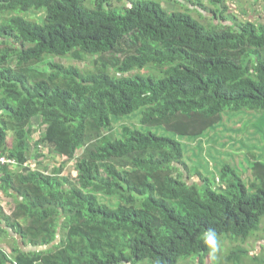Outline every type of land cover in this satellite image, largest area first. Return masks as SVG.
Returning a JSON list of instances; mask_svg holds the SVG:
<instances>
[{"label":"trees","instance_id":"trees-1","mask_svg":"<svg viewBox=\"0 0 264 264\" xmlns=\"http://www.w3.org/2000/svg\"><path fill=\"white\" fill-rule=\"evenodd\" d=\"M211 2L197 5L205 23L157 0H0V155L18 162L0 166L10 197L9 211L0 203V264H178L195 254L202 263L208 229L237 241L260 229L264 161L249 162L248 186L234 161L211 171L201 140L213 132L216 144L234 115L264 114V23ZM15 11L42 12L44 22ZM47 54L90 56L92 66L35 69ZM125 116L139 123L115 129ZM36 117L45 125L37 157L46 146L76 159L74 179L64 163L51 172L27 164ZM182 139L202 145L193 166ZM206 151L216 165L218 149Z\"/></svg>","mask_w":264,"mask_h":264},{"label":"rangeland","instance_id":"rangeland-1","mask_svg":"<svg viewBox=\"0 0 264 264\" xmlns=\"http://www.w3.org/2000/svg\"><path fill=\"white\" fill-rule=\"evenodd\" d=\"M161 1L164 7L168 11H173L177 9L185 10L184 7H180L179 5H184L183 3H171L168 0H157ZM204 2L208 8L212 9L214 6H216V3H212L211 0H201ZM228 10L226 11L225 15H228L229 18L231 15H236L239 19V21H253L257 23H264V0H226ZM214 5V6H213ZM193 7V6H192ZM217 10V9H216ZM9 12V11H7ZM14 12V11H13ZM31 12V11H30ZM30 12H23L15 11L17 15L25 16L27 19L35 21L38 20V18L42 15V12H36L29 15ZM192 14L195 15L196 18H200L203 22L208 23L209 19L204 18L202 19L199 16V13L195 10L190 11ZM205 14H209L208 12H205ZM210 15V14H209ZM34 19V20H33ZM40 24L44 22V19L41 21H35ZM218 22H225L230 23L226 21L225 19L218 17L216 19V23ZM93 60L92 57L87 56L84 60H77L75 61V58L71 55L67 56H56L52 54H47L44 56V59L35 64L34 68L37 70L43 71L44 69L49 68V64L52 62H62L66 65H82L84 67H91ZM137 113V112H136ZM241 113H238L236 115H240ZM241 117L233 116L228 120L227 122H222L220 124V128L216 130V144L212 143V139L215 138L214 133L212 132V136L209 140H207L205 137L203 141V156L206 157L205 160L210 161L209 169L211 171H216V169H221V165L218 162V159H222L223 161H226L232 165L233 161L237 167V170L241 173V175L244 178V182L249 186V179L253 177L250 163L254 157V159H260L264 161V114H254L255 116H252L253 122L249 121V116L241 114ZM121 119L120 121L114 123L115 129H118L120 124L125 122H134L139 123L137 117L131 116L130 119ZM243 118V119H242ZM225 120H227V117H224ZM33 128L34 133L32 134V140H31V150L29 155V160L27 161V164L33 165V168L40 169L43 171H49L51 172L52 169L55 171H59L58 166L60 163H64V171L60 170L62 175H68L71 179H74V177L77 174L75 163L76 159L73 160H67L64 158H61L60 156H57L53 154L50 149L46 146H44L45 155L44 156H38V151H40L39 147H35V140L39 138L41 133L45 129V125L41 123V119L39 117H36L33 119ZM158 132L165 133L170 136H174L177 138H181L178 135H175L173 132H167L160 128H157ZM211 134V133H210ZM235 138L239 141H242V143L236 142L235 144ZM183 142L188 143L189 150L187 152L186 157V163L188 166H193L195 163L199 160V157L195 155V152L202 149V145H200L198 148V141L194 140H187L182 139ZM226 144V146H224ZM215 146L218 151H216V165L215 162L210 159L208 154L206 153L207 147ZM248 146V147H247ZM195 149L193 151L192 149ZM82 152V150L77 151V155H79ZM232 152V153H230ZM44 154V152H41ZM234 157V159H233ZM13 169L15 167L11 166ZM216 167V168H215ZM201 181V178L198 175H193V178L190 179V181ZM10 197H6L3 195L2 191H0V203L5 206V208L9 211V208L7 207L9 203ZM8 202V203H7ZM240 246V247H239ZM245 248L247 252L250 255L242 254L241 256L234 255V252L238 248ZM264 252V216L261 223V227L258 231H256L251 237H248L245 241L242 240H236L235 238H232L230 235H219L218 236V247L216 251H210L208 254L204 257L203 262L201 263V260H199L197 254L189 257L188 259L183 258L181 259L178 264H260L262 260L264 259L262 256H259L257 259L252 258V255H257L259 253ZM125 264V263H124ZM134 264H155L150 262L149 260H143L134 262Z\"/></svg>","mask_w":264,"mask_h":264},{"label":"crops","instance_id":"crops-1","mask_svg":"<svg viewBox=\"0 0 264 264\" xmlns=\"http://www.w3.org/2000/svg\"><path fill=\"white\" fill-rule=\"evenodd\" d=\"M179 1H182L185 5H184V8L185 9H191V10H195L196 11V9H197V5H198V3H201V4H204V2H202L201 0H179ZM169 2H171V1H169ZM171 3H175V2H171ZM205 5V4H204ZM180 6V5H179ZM193 6V7H192ZM206 6V5H205ZM214 6V5H213ZM180 7H183V6H180ZM206 8H208V6H206ZM3 239H6L7 237H6V235L5 236H3L2 237ZM9 242H13L12 240H10ZM9 242L8 243H6V244H2V246L6 249V251L7 252H11V250H12V246L10 247V245H9ZM20 247L21 248H24V245H23V243L21 242L20 244ZM250 255V254H249ZM262 255H264V252L263 253H259V254H257V255H252V258H254V259H257V257H259V256H262ZM263 258H264V256H262Z\"/></svg>","mask_w":264,"mask_h":264},{"label":"clouds","instance_id":"clouds-1","mask_svg":"<svg viewBox=\"0 0 264 264\" xmlns=\"http://www.w3.org/2000/svg\"><path fill=\"white\" fill-rule=\"evenodd\" d=\"M14 159V158H13ZM18 163V162H17ZM18 165V164H17ZM17 165H12L10 164V167L13 166H17ZM203 242L205 245H207L213 252L216 251L217 247H218V236L215 230L213 229H208L207 231H205V233L203 234Z\"/></svg>","mask_w":264,"mask_h":264},{"label":"built area","instance_id":"built-area-1","mask_svg":"<svg viewBox=\"0 0 264 264\" xmlns=\"http://www.w3.org/2000/svg\"><path fill=\"white\" fill-rule=\"evenodd\" d=\"M5 164L17 165L18 163L13 158H8L5 155H0V166L5 165Z\"/></svg>","mask_w":264,"mask_h":264}]
</instances>
